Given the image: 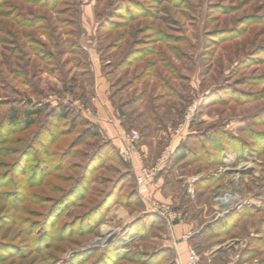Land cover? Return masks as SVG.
I'll use <instances>...</instances> for the list:
<instances>
[{
	"label": "rangeland",
	"instance_id": "obj_1",
	"mask_svg": "<svg viewBox=\"0 0 264 264\" xmlns=\"http://www.w3.org/2000/svg\"><path fill=\"white\" fill-rule=\"evenodd\" d=\"M101 85L150 162L188 147L158 174L201 264H264V0H0V264L179 260L130 159L79 120ZM226 192L246 203L219 216Z\"/></svg>",
	"mask_w": 264,
	"mask_h": 264
},
{
	"label": "crops",
	"instance_id": "obj_2",
	"mask_svg": "<svg viewBox=\"0 0 264 264\" xmlns=\"http://www.w3.org/2000/svg\"><path fill=\"white\" fill-rule=\"evenodd\" d=\"M107 94V91L102 88V85L100 86V92L97 89L98 98H95V100H93L92 102L93 109L96 111V114L92 117V122H94L100 130L104 131L107 139L111 142L115 149L120 151L125 144V136L130 132V130H134V128L130 129L128 127H125V125L122 123V118L120 115L121 111L119 110L120 108L116 106L110 98H107ZM101 96H105V100H103V97ZM172 136V139L178 137V135H175L173 133ZM170 141L172 142L171 139ZM177 142L172 145V153L174 148L177 146ZM148 155L149 149L146 144L141 143L139 146H135V151L130 158V163L135 174L139 171L141 166L153 164L154 160L150 162L151 157H149ZM183 160H180L178 162H181ZM164 185V179L159 173L150 183L148 192L154 200L168 203V200L170 198L169 196H165L163 193ZM146 211H143V213L152 214L149 209H147ZM192 225L193 224L191 222H175L169 225L171 227V231H169L165 235L164 242L166 248H173V246L175 245L174 250L176 251L180 261L186 260L187 252L190 248L188 240L186 239L190 234V229L192 228Z\"/></svg>",
	"mask_w": 264,
	"mask_h": 264
},
{
	"label": "built area",
	"instance_id": "obj_3",
	"mask_svg": "<svg viewBox=\"0 0 264 264\" xmlns=\"http://www.w3.org/2000/svg\"><path fill=\"white\" fill-rule=\"evenodd\" d=\"M193 115L192 106L188 107L186 110L182 123L174 130V134L178 135L182 133L185 124L189 122ZM125 144L123 148L119 151L121 157L126 161L130 159L132 154L135 151V142L138 139V133L135 130H130V132L125 136ZM172 149L170 146H167L160 154V156L156 159L154 164L152 165H144L141 166L139 171L135 175V191L137 195L140 197L142 202L147 204L149 210L156 212L161 215L169 224H173L175 222L182 221V216L179 211H176L170 207L169 204L164 202H159L154 200L149 192V185L154 179V177L158 174L161 168L165 165V163L171 158ZM187 193H194L193 186L189 181V184L186 188ZM215 202L220 208L221 212L218 214L222 216L227 213L230 209L237 207H242L246 201L239 199L238 195L235 193H223L215 198ZM176 264H201V259L199 253L193 247H190L187 252V257L185 261L177 260ZM225 264H236L235 261H229Z\"/></svg>",
	"mask_w": 264,
	"mask_h": 264
},
{
	"label": "trees",
	"instance_id": "obj_4",
	"mask_svg": "<svg viewBox=\"0 0 264 264\" xmlns=\"http://www.w3.org/2000/svg\"><path fill=\"white\" fill-rule=\"evenodd\" d=\"M42 110H43V107H40V108L36 107V108H31V109H25L24 111H22V113H23L22 118H23L24 123H26V126H30L32 124L31 118L33 116L39 114L40 112H42ZM54 111H55V113H54ZM68 114H69L68 109H66L65 107H57V109L53 110V115H55V118H58V119H66L68 117ZM16 115L17 114H11L10 115L11 119L13 120L14 117H16ZM79 120L83 121L85 124L90 126L91 133H89L88 136L98 134L99 129H98V126L96 124L89 122L86 119H79ZM108 143H110V142L108 141ZM113 149H115L114 146H113ZM188 156H189V149L183 143L177 145L174 148L173 153H172V159L175 162L183 160V159L187 158ZM218 222H219V224L220 223L224 224V221L223 222L218 221Z\"/></svg>",
	"mask_w": 264,
	"mask_h": 264
},
{
	"label": "bare ground",
	"instance_id": "obj_5",
	"mask_svg": "<svg viewBox=\"0 0 264 264\" xmlns=\"http://www.w3.org/2000/svg\"><path fill=\"white\" fill-rule=\"evenodd\" d=\"M112 231H113L112 228H106V229H105V233H106V234H110Z\"/></svg>",
	"mask_w": 264,
	"mask_h": 264
}]
</instances>
